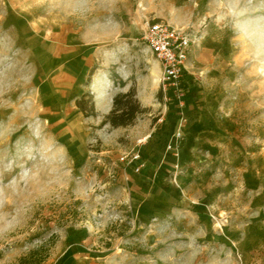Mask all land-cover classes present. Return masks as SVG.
<instances>
[{
  "label": "rangeland",
  "instance_id": "1",
  "mask_svg": "<svg viewBox=\"0 0 264 264\" xmlns=\"http://www.w3.org/2000/svg\"><path fill=\"white\" fill-rule=\"evenodd\" d=\"M155 21L194 40L179 93L199 91L217 129L175 206L148 217L127 170L176 94L145 43ZM120 80L149 112L100 127ZM33 250L41 264H264V0H0V264Z\"/></svg>",
  "mask_w": 264,
  "mask_h": 264
},
{
  "label": "crops",
  "instance_id": "2",
  "mask_svg": "<svg viewBox=\"0 0 264 264\" xmlns=\"http://www.w3.org/2000/svg\"><path fill=\"white\" fill-rule=\"evenodd\" d=\"M117 73L120 72L117 70ZM188 73L186 72L183 81L187 79ZM124 88L123 91H128L130 86L126 85ZM137 96L141 99L140 86L137 87ZM99 99L107 106H111V101L113 105L112 94H102ZM209 108L206 98L199 91L188 89L185 97L180 100L173 97L167 118L161 117L143 135L142 147L146 150L145 153L142 151L143 165L137 173L134 168L138 169L140 162H135L130 165L132 168L129 167L126 175L134 211L152 217L175 206L177 179H182V183L186 181L185 177H189L186 168L191 166L197 155V147L216 136L217 122ZM167 109L166 106L165 110ZM109 110L110 108L107 111ZM182 118L185 120L182 121ZM131 126H136V123ZM180 128L184 139L181 147L175 151L171 146L176 143L175 134ZM181 168L184 173H179Z\"/></svg>",
  "mask_w": 264,
  "mask_h": 264
},
{
  "label": "built area",
  "instance_id": "3",
  "mask_svg": "<svg viewBox=\"0 0 264 264\" xmlns=\"http://www.w3.org/2000/svg\"><path fill=\"white\" fill-rule=\"evenodd\" d=\"M144 39L149 51L161 65L163 92L167 93L168 90H171L174 94L176 93L175 97L180 100L182 95L179 92L183 91L182 82L187 70L186 62L194 40L188 33L163 21L151 23ZM184 120L182 118V121ZM183 139L184 136L180 128L175 134L176 143L171 148L177 151L181 147ZM121 159L125 160V157ZM142 159L143 155L138 151L133 154L130 163L140 162L139 170L140 166L143 165Z\"/></svg>",
  "mask_w": 264,
  "mask_h": 264
},
{
  "label": "trees",
  "instance_id": "4",
  "mask_svg": "<svg viewBox=\"0 0 264 264\" xmlns=\"http://www.w3.org/2000/svg\"><path fill=\"white\" fill-rule=\"evenodd\" d=\"M93 73L94 69L91 70V75ZM114 77L116 79L119 76L117 73H115ZM88 82L90 83V80H88ZM119 83L121 87H125L127 84L123 80H120ZM84 100L91 101V115H98L93 102V94L85 92L76 101L77 105L86 113ZM148 112L149 108L142 106L137 96V88L135 85H133L128 91L119 92L113 97L112 108L107 114L104 115L99 126L103 127L109 124L113 128L128 127L134 125L140 115L146 114ZM38 254H40V250H33L29 253V255H26L20 259V264H41L46 259V255L40 254L39 256Z\"/></svg>",
  "mask_w": 264,
  "mask_h": 264
}]
</instances>
